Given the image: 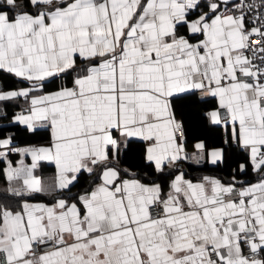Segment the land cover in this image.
I'll list each match as a JSON object with an SVG mask.
<instances>
[{
  "label": "snow or ice",
  "instance_id": "snow-or-ice-1",
  "mask_svg": "<svg viewBox=\"0 0 264 264\" xmlns=\"http://www.w3.org/2000/svg\"><path fill=\"white\" fill-rule=\"evenodd\" d=\"M0 73L30 84L0 85L5 107L31 97L9 124L50 129L47 146L14 147L11 134L0 136V172L14 199L0 203L5 264H264V175L238 188L235 176L193 182L181 172L165 192L122 178L112 163L116 129L142 139L146 168L172 175L188 157L171 98L207 89L218 100L210 122L231 123L252 170H264V0H0ZM70 73L71 87L54 83ZM46 84L55 90L32 95ZM10 153L31 164L13 165ZM207 156L223 162L221 149ZM42 161L56 167L47 184L35 175ZM96 169L89 186L100 183L71 194ZM35 194L55 202H30Z\"/></svg>",
  "mask_w": 264,
  "mask_h": 264
},
{
  "label": "trees",
  "instance_id": "trees-1",
  "mask_svg": "<svg viewBox=\"0 0 264 264\" xmlns=\"http://www.w3.org/2000/svg\"><path fill=\"white\" fill-rule=\"evenodd\" d=\"M20 0H18V3ZM27 4V0H25ZM198 11V10H197ZM199 12V11H198ZM184 34V29L178 30ZM70 73L67 76L54 81L56 85H60L64 81L69 83L71 81ZM0 81L6 88H14L21 84V80L11 75L0 73ZM54 89L51 84H46L43 88L44 91ZM172 110L175 118L181 123L182 131L184 135V148L190 150L193 148V142L198 139L204 141L206 147L220 146L223 151V162L215 165H209L206 163L196 164L186 161L184 164V175L192 180H198L203 175H212L220 178L222 182H229L232 177L235 176L236 180L241 182H252L260 178L257 172L252 170L249 164L247 152L237 146L235 141L231 138V131L229 125L225 124H213L206 116V113L217 106V100L210 97H199L197 92L189 91L186 93H179L171 98ZM18 104L14 102H7V106L3 104V109L7 113L6 118L0 117V121L4 127L0 128V136L11 134L14 145H21L27 143H35L49 139L47 132H34L29 131L27 128L22 127L20 124H9L11 116L14 110L18 108ZM223 135L226 138H223ZM145 143L141 139L128 138L124 141L119 153L117 154L118 163L133 171V174L139 180L145 183L156 182L160 184L163 189L168 187V183L176 170L173 169L172 175H168L169 169L166 167L164 173H156L154 170H150L145 167V162L142 159L144 155ZM243 163L247 165L246 170L241 173L239 171V164ZM2 162H0V169H2ZM39 173L53 171V165L45 162H40L38 165ZM100 169H96L93 175H89L86 172H82L79 176V182L76 183L71 190H75V194L86 191L91 188L90 182L93 180V176L98 175ZM98 181L95 180V183ZM5 176L0 172V185L4 184ZM93 185V184H92ZM4 192L0 189V200ZM37 196V195H34Z\"/></svg>",
  "mask_w": 264,
  "mask_h": 264
},
{
  "label": "crops",
  "instance_id": "crops-1",
  "mask_svg": "<svg viewBox=\"0 0 264 264\" xmlns=\"http://www.w3.org/2000/svg\"><path fill=\"white\" fill-rule=\"evenodd\" d=\"M198 11H199V9H198ZM180 34H183V33H180ZM233 55H235V53H233ZM77 63L79 64V60L77 61ZM74 75H75V73H72L71 77H73ZM62 79H63V77H61V80H62ZM71 79H72V78H71ZM61 82H62L63 84H67L68 87L70 86V83H71V81H70L69 83H65L64 81H61ZM62 83H61V84H62ZM27 87H30L29 82H27V81H22L21 84H20L19 86L14 87V88H9V89H22V88H27ZM53 90H55V89H50V90H48V91H44L43 89H38V90L34 91V92L32 93V95H37V96H39V95H44V94H46V93H48V92H50V91H53ZM195 91H197V90H195ZM177 94H179V93H177ZM175 95H176V94H175ZM214 98H215V97H214ZM30 99H31V97H29V98H27V99L24 98V97H21V98H19L18 100L11 101V102L17 103V104L19 105L18 108H16V109L14 110V113L12 114V116H13L15 113L21 112L22 110L28 108V107H29V101H30ZM215 99L217 100V98H215ZM217 107H218V100H217V106H216L215 108H213V109H216ZM0 109H2V110L4 111V109H3V103H0ZM213 109H211V110H213ZM211 110H210V111H211ZM4 112H5V111H4ZM223 115H224V113L221 112V116H223ZM12 116H11V119H12ZM175 119H176V118H175ZM176 120H177V119H176ZM177 121H178V120H177ZM178 122H179V121H178ZM0 124H2L1 121H0ZM220 124L225 125L224 122H221ZM228 125H229L230 131H231V138H232V125H231V123H228ZM21 126L27 128L25 125H21ZM34 132H47V133L49 134V139L44 140V141L35 142V143H27V144H21V145H14V144H13V146H14V147H19V148L33 147V146H47L48 143H49V140H50V129H47L45 126H38L37 130H35ZM112 134H113L114 138H116L118 141L121 142V147L123 146L124 141H125L126 139H128V138H125L123 135H121L120 132H119L118 130H116V129H113V130H112ZM129 138L141 139V138H139V137H129ZM141 140H142V139H141ZM178 142H180V141L178 140ZM182 142H183V141H182ZM198 142H202V143L204 144V141H203L202 139H198V140H195V141L193 142V148H192V149H190V150H185V148H184L185 153L187 154V157H188V158H187V159H184V160H181L180 162H183V164H185V162L188 161V162H193V163H196V164L206 163V164H209V165H213V164H211V163L208 162V159H209V158H208V156H207V153L210 152L212 149H221V150H222V148H221L220 146H213V147H206V146H205L203 153H201L200 151H198L197 149L194 148V145H195L196 143H198ZM145 146H146V145H145ZM120 149H121V148H120ZM109 152L111 153V149H110V148H109ZM247 155H248V154H247ZM193 156H196V157H201V156H202L203 159H201V160L199 161V163H197L196 161H194V160L192 159ZM8 159L12 161L13 165H15V164H16L18 161H20L21 159H23V161H24L25 164H31V156H21L19 153H10L9 156H8ZM110 159H112V158H111V155H110ZM248 159H249V157H248ZM42 162H45V163H48V164H52V165H53V171H48V172L39 173L38 168L35 170V175L40 176V177L45 181V183L47 184V183L51 182L52 178L55 177V174H56V167H55V163H54V161H42ZM112 163H113L114 166L118 167V169H120V170L122 171V178H129V179H131V178H135V179H138L137 177H135V176L133 175V171H131V170H129V169H127V168L121 166V165L118 163L117 156L115 157V159L112 160ZM240 164H243V163H240ZM240 164H239V165H240ZM249 164L251 165L250 161H249ZM2 166H3V168L5 167L4 163H2ZM251 167H252V166H251ZM124 169L129 170V174H128L127 176H123V170H124ZM175 170H176V173L173 175V177L170 179V181L174 178V176H175L176 174H180L181 172L183 173V171H184V170L179 171L178 169H175ZM100 171H102V169H100ZM100 171H99V172H100ZM99 172H98V174H99ZM257 173H258V174L260 175V177H261L262 175H264V170H262V171H260V172H257ZM183 174H184V173H183ZM205 175H207V174H205ZM205 175H203V176H205ZM207 176H212V175H207ZM213 177H216V176H213ZM184 178H185V179H188V180H191V181H193V182H197V181H199L202 177H201L200 179H198V180H192V179H189L188 177H186V176L184 175ZM257 180H258V179H257ZM257 180L252 181L251 183H255ZM170 181H169V183H170ZM236 181H237V186H243L242 183H241V180L238 179V180H236ZM98 183H100L99 180H98L95 184H98ZM143 183H145V182H143ZM151 183H156V182H151ZM169 183H168V185H169ZM95 184H93L92 187H94ZM156 184H158V183H156ZM92 187L89 188L87 191L90 192V191L92 190ZM7 188H8V182H7L6 177H5V182H4V184L0 185V189H1V191L4 192V195L2 196V198H1V200H0V203H6V204H7V203H14V199L11 198V197H9V196H7V193H6V189H7ZM167 190H168V187H167L166 189H164L165 192H166ZM84 192H85V191H81V192L75 194V190H74V189L71 190V194H73V195H82V194H84ZM35 195H37V196H34L33 200L30 201V202H33V203H44V204H48V205H51V204H53V203L55 202L52 196H49V195H46V194H35ZM81 209H82V206H81ZM82 211H83V210H82Z\"/></svg>",
  "mask_w": 264,
  "mask_h": 264
},
{
  "label": "built area",
  "instance_id": "built-area-1",
  "mask_svg": "<svg viewBox=\"0 0 264 264\" xmlns=\"http://www.w3.org/2000/svg\"><path fill=\"white\" fill-rule=\"evenodd\" d=\"M229 7H231V5H229ZM225 9L222 7L221 8V11H224ZM253 40H256L257 39V37H253L252 38ZM0 85H2V82L0 81ZM3 86V85H2ZM72 85H71V83H70V86L69 87H71ZM197 92V95L199 96V97H210V95H208V92H207V89H205V90H203V91H201V90H197L196 91ZM176 135H177V137H178V140H179V137H180V135H181V132L178 130L177 131V133H176ZM223 138H226V136L225 135H223ZM175 169H178L179 171H181V170H183L184 169V164H183V162H178L177 163V165H176V168ZM238 188L239 187H241V186H237ZM228 198H231V197H228ZM242 247H243V252H244V255H249V251H248V248L246 247V246H243L242 245ZM43 249H41V251H42ZM0 264H5V261H4V258H3V256H2V254H0Z\"/></svg>",
  "mask_w": 264,
  "mask_h": 264
},
{
  "label": "rangeland",
  "instance_id": "rangeland-1",
  "mask_svg": "<svg viewBox=\"0 0 264 264\" xmlns=\"http://www.w3.org/2000/svg\"><path fill=\"white\" fill-rule=\"evenodd\" d=\"M184 170V169H183Z\"/></svg>",
  "mask_w": 264,
  "mask_h": 264
}]
</instances>
